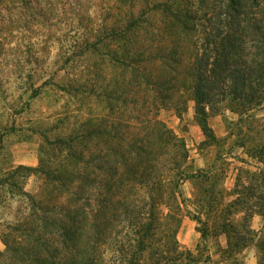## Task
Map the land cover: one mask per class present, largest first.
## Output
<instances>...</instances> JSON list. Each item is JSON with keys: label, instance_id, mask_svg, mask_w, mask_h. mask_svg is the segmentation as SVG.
<instances>
[{"label": "trees", "instance_id": "16d2710c", "mask_svg": "<svg viewBox=\"0 0 264 264\" xmlns=\"http://www.w3.org/2000/svg\"><path fill=\"white\" fill-rule=\"evenodd\" d=\"M20 3L39 5L37 0H0V19L4 10H15ZM74 4L83 7L80 0ZM101 4L99 27L94 29L88 16L90 31L72 45L71 54H99L106 40L115 41L106 55L122 77L129 74L117 85L118 96L112 97L121 106L127 105L123 94L128 88L141 95H136L138 104L148 90L151 101L145 106L162 104L180 114L186 107L185 90L179 93L176 84L185 86L189 79L195 120L210 139L209 116L221 108L244 116L264 105V0ZM14 16L16 20H0V33L21 25ZM151 67L157 73L150 75ZM92 68V83L77 78L63 90L95 93L101 70L99 65ZM135 126L141 127L138 131L146 129L144 134L106 128L104 116L98 113L73 119L69 134L52 141L41 131L57 157L41 155L37 167L16 168L15 172L40 173L45 187L38 195L22 189L29 209L16 224L5 226L0 264H102L99 248L109 242L126 264H182L176 238L182 219H201L187 209L189 199L181 187L199 175L189 172L185 142L171 128L152 117L138 119ZM256 149L261 167L254 172L236 167L234 188L227 194L232 199L222 198L218 207L207 205V211L217 215L211 228L203 224L199 229L202 238L209 231L214 237L225 236L221 258L230 264H244L237 256L250 246L260 252L257 264H264V234L257 238L251 228L254 215L264 221V143ZM204 191L211 198V190Z\"/></svg>", "mask_w": 264, "mask_h": 264}, {"label": "rangeland", "instance_id": "374dc122", "mask_svg": "<svg viewBox=\"0 0 264 264\" xmlns=\"http://www.w3.org/2000/svg\"><path fill=\"white\" fill-rule=\"evenodd\" d=\"M75 1L50 0L45 3V0H37L39 5L20 3L17 9L1 13L0 20L4 22L10 18L16 20V14L21 25L9 26L0 33V251L5 252L1 239L5 226L16 224L28 212L29 201L21 194L22 189L25 193L38 195L45 187L44 176L40 173L23 169L15 172L16 168L20 165L37 167L41 155L51 159L57 157L54 150L47 148L42 132L52 141L57 136L69 134L73 119H88L100 113L104 116L106 128L114 126L140 135L146 129L136 130L141 128L135 126L137 120L152 117L171 128L173 134L185 142L189 172L199 177L187 179L181 190L189 199L187 209L201 222L191 216L183 217L176 235L182 252L180 262L192 264L190 259L194 258L197 260L195 264H230L221 258V249L226 245L225 236L214 237L209 231L202 238L199 229L203 224L211 228L217 215L209 213L207 205L212 203L218 207L222 198L225 201L232 199L227 194L234 188L236 167L250 172L261 167L255 151L264 143V105L244 116L227 107L221 108L209 116L210 139L205 137L195 120L194 103L187 91L189 79H185V86L176 84L179 93L185 90L182 102L186 107L180 114L167 110L162 104H157L156 108L149 104L145 106L146 101H151L148 90L147 98L138 104L136 95L138 98L141 95L128 88L123 94L127 105L121 106L112 97L118 96L117 85L123 77L126 81L129 74L126 72L122 77L106 55L116 45L115 41L109 43L106 40V46L99 54L88 52L81 57L71 54L72 45L84 39L86 32L90 31L88 16L94 21L92 27L98 28L101 2L109 0H80L82 8L77 7ZM95 65L101 70L95 93L78 94L63 90L62 87L68 88L69 83L77 78L92 83V67ZM149 73L153 75L157 69L151 67ZM138 113L143 117L137 118ZM225 161L230 162L229 167ZM8 183L17 187L7 186ZM205 189L211 190V198L206 196ZM161 209L165 210V207ZM251 228L257 238L264 234V221L259 215H254ZM259 253L250 246L237 258L240 263L257 264ZM99 254L102 264H126L119 260L118 250L110 242L100 246Z\"/></svg>", "mask_w": 264, "mask_h": 264}]
</instances>
